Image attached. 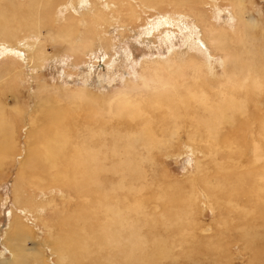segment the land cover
I'll return each instance as SVG.
<instances>
[{"label":"rangeland","instance_id":"1","mask_svg":"<svg viewBox=\"0 0 264 264\" xmlns=\"http://www.w3.org/2000/svg\"><path fill=\"white\" fill-rule=\"evenodd\" d=\"M143 1L0 0V263L264 264V0Z\"/></svg>","mask_w":264,"mask_h":264},{"label":"bare ground","instance_id":"2","mask_svg":"<svg viewBox=\"0 0 264 264\" xmlns=\"http://www.w3.org/2000/svg\"><path fill=\"white\" fill-rule=\"evenodd\" d=\"M112 2L110 3V7L111 8H115V7H117L118 6V8L119 9H121L122 7L124 8V10H129L130 12H132V10H133V4H136L137 3V1H140V2H142L144 5H146V3H144L145 1H143V0H127L128 2H126V4L124 5V3L125 2H123L124 0H111ZM149 2H150V0H148ZM139 2V3H140ZM213 4V3H212ZM216 4V3H215ZM150 6H154L153 4H149ZM143 7V6H142ZM146 7H148V5L146 6ZM215 8H216V6H215ZM88 9V8H87ZM173 9V8H172ZM216 9H218V8H216ZM146 10V9H145ZM175 10V9H174ZM92 11H96V14H95V17H94V20H99V18H100V15H101V11L99 10V9H97V7L95 6L94 8H93V10ZM218 11V10H217ZM85 13H88V11L87 12H85ZM174 13V12H173ZM132 14H134V11L132 12ZM239 18V17H238ZM214 30V29H213ZM214 32V31H213ZM211 35V34H210ZM215 39V38H214ZM194 40V39H193ZM215 40H217V39H215ZM214 42V41H213ZM217 42V41H216ZM7 45H5V46H7L8 47V51H12V50H14L13 49V47H14V45L12 44V43H6ZM213 44V43H212ZM214 45H215V43H214ZM220 45V44H219ZM224 45V44H223ZM217 46V45H216ZM198 50V49H197ZM225 50V49H224ZM221 51H223L222 50V48H221ZM225 52V51H224ZM202 53H204V52H202ZM223 53V52H222ZM172 54V53H171ZM204 55V54H203ZM206 56V54L204 55V57ZM210 57V56H209ZM34 56H32L31 57V61H33L34 60ZM227 58H228V56H226L225 57V60L227 61ZM203 60V59H202ZM208 60V59H207ZM224 60V59H223ZM208 62V61H207ZM206 63V62H205ZM221 64H223V62L221 63ZM195 65V64H194ZM199 65V64H198ZM203 65H205V64H203ZM207 65V64H206ZM224 65V64H223ZM196 66V65H195ZM211 66H213V65H211ZM190 67H192V66H190ZM207 67V66H206ZM194 68V67H193ZM204 68V67H203ZM211 68V67H210ZM162 70V69H161ZM156 71V70H155ZM154 71V72H155ZM160 71V70H159ZM201 71H203L202 70V68H200V67H196L195 68V70H194V73H195V75H197V74H199V73H201ZM225 71V70H224ZM223 71V72H224ZM157 73H159V75L157 74V73H155V76L154 77H152V79H150L151 81L150 82H148V83H146V78H145V82H144V85L146 86V88H148V86L151 84V83H158V84H161L162 86L163 85H165L166 84V80H164V77H162V74L160 73V72H158V71H156ZM211 72H213V71H211ZM211 72L209 73V74H211ZM204 73H205V71H204ZM208 74V73H207ZM194 75V74H193ZM208 78V77H207ZM148 80V79H147ZM167 83H169V82H167ZM167 86H169V85H167ZM166 88V87H165ZM125 99V98H124ZM206 100H208V99H206ZM223 102L224 103H226V100H229V101H231V99L229 98V99H226V95H223ZM221 100V101H222ZM207 110L209 111V113H210V115L212 114V115H217L218 113H221L222 115L221 116H219L218 117V119H224V112H227L228 110H230V106H229V104L227 103L226 105H222L221 107L220 106H216V107H211L210 109L209 108H207ZM109 111H111V110H109ZM186 117V116H185ZM21 119H23V120H26V118L25 117H20ZM34 119L35 118H32L31 116H29V118L26 120V127H27V129H28V135H30V134H32V126L35 124L34 123ZM1 123V122H0ZM4 126H6V125H4ZM3 127V126H2ZM3 129V128H2ZM23 129V128H22ZM0 130H1V128H0ZM14 132V131H13ZM1 134H3L2 133V130H1V132H0ZM10 134V133H9ZM6 137V136H5ZM10 138V137H9ZM6 139V138H5ZM8 140V139H7ZM7 142V141H6ZM148 142V145H149V140L147 141ZM152 142V141H151ZM11 146H12V144L14 143L13 141L11 142V140H10V142H8ZM8 144V145H9ZM0 145H2V148H4V150H8V148L9 147H11V146H6V143L5 144H1L0 143ZM150 146H152L151 144H150ZM83 162H84V164L86 165H88L89 164V161H87V160H83L82 161V164H81V166L83 165ZM23 163V160H22V162L20 163V164H22ZM94 164H96V161H95V163ZM53 168V167H52ZM18 241H14V243L13 244H10V246L13 248V251H12V259L14 258H16V256H17V254H20L21 252H22V254H24L25 252H24V250H22L21 249V247L20 246H18ZM8 249H10V247L8 248ZM11 250V249H10ZM8 252V251H7ZM9 253V252H8ZM60 253V252H59ZM12 259H10V260H3L4 262H1L0 264H14L13 262V260ZM21 263L22 264H27V263H25V258L23 257L22 259H21Z\"/></svg>","mask_w":264,"mask_h":264}]
</instances>
